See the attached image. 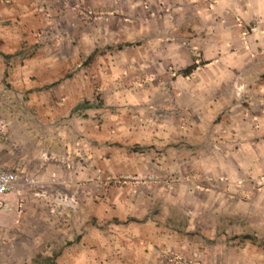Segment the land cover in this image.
<instances>
[{"label":"crops","instance_id":"1","mask_svg":"<svg viewBox=\"0 0 264 264\" xmlns=\"http://www.w3.org/2000/svg\"><path fill=\"white\" fill-rule=\"evenodd\" d=\"M142 1L123 9L116 0H0L1 164L47 182L72 180L92 176L94 166L122 161L124 149L159 144L165 129L144 106L163 102L161 80L168 75L157 50L155 57L150 50L149 78L135 87V73L125 72L140 62L125 57L133 43L201 48L196 68L187 75L181 71L188 79L203 74L206 81L199 96L183 85V103L187 91L194 106L206 95L216 104L222 81L231 97L239 63L249 67L254 60L247 49H264V0H181L180 7L164 11L157 10L158 0ZM161 32L187 38L164 41L156 38ZM238 46L244 50L222 53ZM22 200L26 208V196ZM92 215L91 208L86 219ZM73 246L59 254L57 264H158L151 253L128 256L125 247L93 233Z\"/></svg>","mask_w":264,"mask_h":264},{"label":"rangeland","instance_id":"2","mask_svg":"<svg viewBox=\"0 0 264 264\" xmlns=\"http://www.w3.org/2000/svg\"><path fill=\"white\" fill-rule=\"evenodd\" d=\"M132 1L116 0L123 9ZM180 1L158 0L156 8L170 10ZM166 35L156 38H187L181 32ZM131 45L125 57L140 62L125 72L135 73V87L149 78L150 50L154 57L157 50L168 75L161 80L163 102L144 106L165 129L159 144L124 149L122 161L94 166L92 176L41 179L45 192L20 196H26V208L21 202L15 210H0V264H57L59 254L86 233L125 247L128 256H133L129 251L151 253L158 264H264V49H247L252 65L239 60L233 94L225 95L229 84L222 81L215 97L221 106L215 108L207 95L192 105L187 91L183 103V85L198 96L207 90L203 74L181 75L185 63L189 67L203 59L200 47Z\"/></svg>","mask_w":264,"mask_h":264},{"label":"built area","instance_id":"3","mask_svg":"<svg viewBox=\"0 0 264 264\" xmlns=\"http://www.w3.org/2000/svg\"><path fill=\"white\" fill-rule=\"evenodd\" d=\"M46 185L31 172L10 169L0 163V210L11 211L23 201L20 196L24 191L38 194L47 190Z\"/></svg>","mask_w":264,"mask_h":264},{"label":"trees","instance_id":"4","mask_svg":"<svg viewBox=\"0 0 264 264\" xmlns=\"http://www.w3.org/2000/svg\"><path fill=\"white\" fill-rule=\"evenodd\" d=\"M195 68H196V65L189 66L186 69H184L182 71V73L185 74V75H187V74L191 73Z\"/></svg>","mask_w":264,"mask_h":264}]
</instances>
